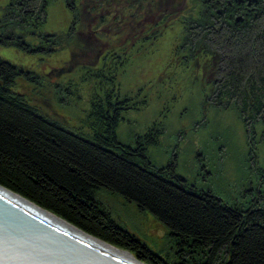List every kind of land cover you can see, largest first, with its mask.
Here are the masks:
<instances>
[{"label": "rangeland", "instance_id": "1", "mask_svg": "<svg viewBox=\"0 0 264 264\" xmlns=\"http://www.w3.org/2000/svg\"><path fill=\"white\" fill-rule=\"evenodd\" d=\"M148 1L144 7L149 14ZM137 2L0 0V58L18 72L10 80L14 91L45 117L84 136L93 134L87 113L94 100L102 101L106 95L126 99L131 107L117 127L119 138L133 148L147 142L151 172L161 167L176 185L171 174H178L187 179L185 185L181 181L187 190L216 198L222 206L264 211V111L248 117L239 98L224 95L228 71L224 61L215 73L211 61L206 72L202 69L207 53L219 59L248 52L264 67V36H253L256 29L242 22L236 27L235 19L244 14L230 10L222 15L232 25L226 33L241 45L230 46L226 33L217 37L203 22L198 27L199 15L207 7L208 23L221 20L214 15L221 8L207 0H174V5L170 0L171 8L162 19L174 21L173 31L156 30L154 20L138 24ZM249 21L260 22L258 30L264 28V18ZM252 70L264 75L256 67ZM151 133L159 134L157 144L148 143ZM95 193L111 220L139 240L136 249L154 251L159 264H193L178 261L181 240L156 213L105 186ZM120 246L156 264L141 258L137 250ZM190 256L207 264L208 257ZM231 257L227 252L222 264Z\"/></svg>", "mask_w": 264, "mask_h": 264}, {"label": "trees", "instance_id": "2", "mask_svg": "<svg viewBox=\"0 0 264 264\" xmlns=\"http://www.w3.org/2000/svg\"><path fill=\"white\" fill-rule=\"evenodd\" d=\"M225 41L232 43L231 39ZM256 63L260 59L256 62L251 53L234 54L223 80L224 95L239 98L241 111L254 118L264 111V75L252 70L256 67L261 74L264 67ZM16 73L13 64L0 58L2 186L107 243L137 250L141 258L156 264L157 254L136 249L139 240L102 210L96 190L102 186L116 190L156 213L181 240L178 261L199 264L190 256L193 254L208 257L207 264H222L231 251L228 264H264L263 209L246 211L237 206V210L230 203L222 206L216 198L187 190L181 185L187 179L178 174H171L179 183L176 185L161 167L157 173L151 172L147 142L133 148L119 138L117 127L124 111L130 109V101L109 95L102 101L94 100L87 113L93 134L84 136L59 120L45 117L22 99L10 81ZM153 134L148 143L157 144L155 136L159 134Z\"/></svg>", "mask_w": 264, "mask_h": 264}, {"label": "water", "instance_id": "3", "mask_svg": "<svg viewBox=\"0 0 264 264\" xmlns=\"http://www.w3.org/2000/svg\"><path fill=\"white\" fill-rule=\"evenodd\" d=\"M0 264H127L0 193Z\"/></svg>", "mask_w": 264, "mask_h": 264}, {"label": "flooded vegetation", "instance_id": "4", "mask_svg": "<svg viewBox=\"0 0 264 264\" xmlns=\"http://www.w3.org/2000/svg\"><path fill=\"white\" fill-rule=\"evenodd\" d=\"M135 1L136 2L138 1L137 2L138 3V6H137L138 14L136 12V15H135V16L139 15V17H136V18H138V24H142V23L144 24L148 20H151V21L154 20V26H155L156 30L161 28L164 30L167 29V31H168L169 28H171V31H173L174 25L172 24V22H174V21H172L170 23V20L164 21V19H162V18H164L165 14L167 13L166 9L171 8L170 7V5H171L170 0H157L156 2H155V0H150V2L148 1L147 4H149V6H152L150 8L151 11L149 14L147 13L149 8H147V6L144 7L145 0H135ZM207 1H208L207 4L210 2L209 5H211V3H212L213 6L216 5L219 7V9L221 8L220 10H218L216 8L217 13L214 14L216 19L218 17H221V20H217L216 22L212 21V22L208 23V21H207L208 17L204 16V15L210 14L209 8L207 7V8H205V11L199 15L201 18L198 19V27L202 28L203 27L202 25L204 23V27L207 26L208 28H210V32L213 31L217 37L225 35V33L229 30L230 26H232V25L230 24L229 19L223 18L222 15L226 12H229V10H230V11H235L237 13L243 12V14L245 15V16L243 15L244 17L243 16L237 17L235 19L236 22L234 24L236 25V27L238 26V24L240 22H242V23L246 24L248 29H256L252 33L253 36L260 37V38L262 36H264V28L262 30H258V29H260L259 27H261L260 22H254V24H252L249 21L250 17H252L254 20L257 19V17H258V19L264 18V17H262V16H264V0H226V3L223 2L225 0H207ZM172 2L174 5V0H172ZM144 12L146 14H144V16H142L141 14H143ZM230 14H233V12H230ZM195 27H196V24H195ZM225 29H227V30H225ZM187 32L194 34V32H190L189 30ZM235 32L238 33L237 31H235ZM235 32H233V33H235ZM158 34H162V31L159 30ZM158 34H157V36H158ZM227 34H229V33H226V35ZM232 36H233V34L227 35L226 39H231ZM239 41H240L239 39H238V41L233 39L230 46H232V47L236 46L239 43ZM251 41H253V40H251ZM241 43H242V41L240 42V44ZM223 45H225V44H223ZM262 46H263L262 48H264V41L262 42ZM220 47H222V45H220ZM211 51H212V49H211ZM214 53L215 54L217 53V55H218V52H214ZM203 58H205V60L202 64L204 65L205 68L202 66V69L205 70V72H206V70L208 69L207 67L210 66L208 62L211 61L213 63V68H214L211 70H213L212 72L215 73V72H217V70H221L220 64H222L223 61L227 64V66L230 64V62H233L234 55H231V54L227 55L226 54V56L223 55L218 59L216 56L212 57L207 53L206 55H204ZM217 67H218V69H216ZM197 70H198V68H197Z\"/></svg>", "mask_w": 264, "mask_h": 264}, {"label": "bare ground", "instance_id": "5", "mask_svg": "<svg viewBox=\"0 0 264 264\" xmlns=\"http://www.w3.org/2000/svg\"><path fill=\"white\" fill-rule=\"evenodd\" d=\"M12 36V35H11ZM14 37V36H13ZM0 193L4 194L5 196L13 199L14 201L18 202L19 204L25 206L26 208L32 210L33 212L37 213L41 217L55 223L62 225L76 236L82 237L96 246L98 249L103 251L104 253L108 254L111 257L119 259V261L127 263V264H149L148 262L140 260L136 255L131 253L129 250L108 244L104 242V240L99 239L96 236H93L85 231H83L78 226L74 225L72 222L62 218L55 212H52L42 206L37 205L36 203L24 198L22 195L13 192L12 190L2 186L0 184Z\"/></svg>", "mask_w": 264, "mask_h": 264}]
</instances>
